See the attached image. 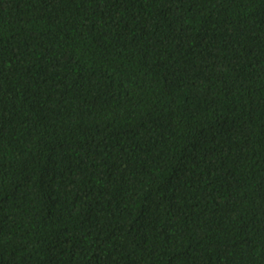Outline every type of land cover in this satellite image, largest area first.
I'll list each match as a JSON object with an SVG mask.
<instances>
[{"label":"trees","instance_id":"trees-1","mask_svg":"<svg viewBox=\"0 0 264 264\" xmlns=\"http://www.w3.org/2000/svg\"><path fill=\"white\" fill-rule=\"evenodd\" d=\"M0 264H264V0H0Z\"/></svg>","mask_w":264,"mask_h":264}]
</instances>
